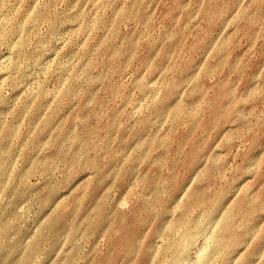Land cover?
Instances as JSON below:
<instances>
[{
	"label": "rangeland",
	"instance_id": "1",
	"mask_svg": "<svg viewBox=\"0 0 264 264\" xmlns=\"http://www.w3.org/2000/svg\"><path fill=\"white\" fill-rule=\"evenodd\" d=\"M181 251L264 264V0H0V264Z\"/></svg>",
	"mask_w": 264,
	"mask_h": 264
},
{
	"label": "bare ground",
	"instance_id": "2",
	"mask_svg": "<svg viewBox=\"0 0 264 264\" xmlns=\"http://www.w3.org/2000/svg\"><path fill=\"white\" fill-rule=\"evenodd\" d=\"M185 240H186V239H185ZM190 241H191V237H190ZM184 247H185V243H182L181 248H184ZM200 257L204 259V255H203L202 252H201V254H200ZM182 258H183V251H181V252L177 255L176 260H175V264H181Z\"/></svg>",
	"mask_w": 264,
	"mask_h": 264
}]
</instances>
